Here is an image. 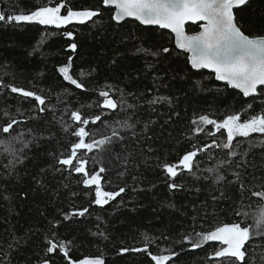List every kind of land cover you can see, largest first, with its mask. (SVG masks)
Returning <instances> with one entry per match:
<instances>
[{
  "label": "trees",
  "instance_id": "1",
  "mask_svg": "<svg viewBox=\"0 0 264 264\" xmlns=\"http://www.w3.org/2000/svg\"><path fill=\"white\" fill-rule=\"evenodd\" d=\"M57 3L65 0H0V12L27 13ZM68 6L99 9L101 15L60 27L0 22V126L9 117L21 121L11 134L0 132V141L18 133L23 140L0 143V264H39L42 258L49 264H68L69 259L95 257L104 264H154L149 252L173 251L177 255L166 264H229L212 255L220 242L199 248L191 243L197 240L195 233L224 223L251 224L252 214L264 206V198L252 195L264 190V134L237 137L235 155L223 148L202 152L193 172L182 171L175 178L167 176L163 165L213 138L226 142L223 130L215 137L208 134L214 130L211 126L196 135L192 121L204 114L218 120L227 114L240 113L242 119L260 114L264 89L245 98L212 74L193 70L169 32L131 20L117 23L111 19L113 9L104 7L102 0H66L62 15ZM234 16L246 34L264 35V0L248 1ZM186 31L196 32L198 26L188 25ZM72 43L77 45L74 51L68 47ZM69 57L70 73L85 84L83 90L58 72L69 64ZM7 85L45 96L46 110L40 112L33 98L13 93ZM109 89L126 105L114 111L100 108L98 93ZM157 97L167 99L149 103ZM74 110L85 118L101 115L100 121L86 126L89 142L110 136L113 128L121 133L110 144L78 153L88 161L89 171L106 168L105 191L125 189L103 206L93 203L95 188L84 187L82 174L57 164L76 142L71 133L80 125L71 120ZM125 119L135 127L120 129L115 122ZM15 159L22 162L7 167ZM220 161L226 163L221 166ZM209 168L219 172L209 173ZM217 175L223 179L217 181ZM171 182L180 187L169 189ZM82 208L88 209L84 216L64 218ZM237 211L247 215L237 217ZM189 235L192 241H185ZM48 239L71 241L69 256L59 249L46 254ZM146 243L148 251H135ZM247 264H264V237L254 236L248 243Z\"/></svg>",
  "mask_w": 264,
  "mask_h": 264
},
{
  "label": "snow or ice",
  "instance_id": "2",
  "mask_svg": "<svg viewBox=\"0 0 264 264\" xmlns=\"http://www.w3.org/2000/svg\"><path fill=\"white\" fill-rule=\"evenodd\" d=\"M248 0H102L106 7L114 8L111 19L119 23L125 18H134L143 25H158L164 29H170L175 34L176 45L179 49L186 51L188 55V63L193 69H211L215 73V78L219 81L226 82L232 88L239 89L245 97L253 96L257 93L258 87H264V35H248L237 24L233 9L245 5ZM65 3H57L55 6H38L34 10L24 13L6 14L0 12V22L6 23H22V22H37L40 25H68L75 21L85 23L90 19L101 15L99 9H73L67 7L66 14H61L65 8ZM201 22L198 32L187 34L185 32V22ZM65 35L69 38L73 36L72 32H66ZM68 47L73 51L77 48L75 43L69 44ZM140 51L147 50L140 49ZM162 51L167 53L168 48H163ZM157 55V53H151ZM71 60L69 64L58 67V72L62 75L63 80L74 85L77 89H85V84L81 80L74 78L70 73ZM81 75H85L83 72ZM11 92L18 93L25 98H33L39 106L38 110L43 112L46 110L45 105L47 98L35 91L25 90L21 87L7 85ZM111 89L101 90L98 95L102 102L98 105L102 109L116 110L118 107L126 105V101L121 98L119 101L111 95ZM165 97H157L150 101V104L159 103L166 100ZM131 108L132 105H127ZM251 108V105L249 106ZM5 116L9 114L5 112ZM71 120L76 122L78 127L71 134L76 138V142L71 144L70 154L63 155L57 160L62 168L67 167L76 174H82V184L85 188H95V199L93 203L98 206H103L109 201L114 200L125 191L123 187L118 191H105L102 186L103 176L106 168L101 166L98 170L89 171L87 169L88 161L78 156V153L83 151L91 152L95 148H100L110 144L113 139L120 137L121 133L117 128H113L110 136H103L99 140L87 138L90 137V132L86 130V126L95 124L101 120V115H95L91 118H85L79 110L71 112ZM15 118L9 117L8 122L0 126V132L11 134L14 126L19 124ZM120 129H132L135 126L124 121L115 122ZM195 127L193 132L199 135L205 132V126H211L214 130L208 134L212 137L216 133L223 130L226 133V142L218 143L213 138L210 143H205L202 146L194 148V150L184 153L177 162L165 163L163 170L170 178H175L182 171L193 172L196 166V158L202 152H207L210 149L223 148L228 150L229 155H235L232 151L234 141L237 137H250L251 134H264V111L260 114H253L247 119H242L240 113L227 114L223 119H213L209 115H200L192 121ZM68 131V127L65 126ZM133 135L135 133L133 132ZM12 141L22 140V134L18 133L11 137L9 141H0L11 145ZM5 151H9L6 147ZM13 156L16 150L11 148ZM22 162L21 159L10 160L7 167H14L15 163ZM223 166L225 161L219 162ZM59 170V169H57ZM209 173H218V168L207 169ZM220 175L216 176V180H222ZM39 182V181H38ZM169 189H177L180 187L175 182L168 184ZM243 188V185H241ZM264 187V186H262ZM75 195V194H73ZM254 197L264 198V190L254 191ZM8 199L7 196L3 197ZM88 213L87 208L75 209L71 213L64 214V218L69 216H84ZM237 217L247 215L237 211ZM102 234V233H101ZM197 240L192 241V236H185V241H192V248H199L205 242L217 241L221 243V247L214 251L212 255L216 258H224L229 261V264H247V245L254 236L264 237V206L259 207L252 214L251 224H242L239 220L233 223H224L212 230L206 232L195 233ZM148 240V237H145ZM47 253H53L59 249L65 257L69 256V248L71 241L54 242L52 239L47 240ZM127 251V249H122ZM135 251H148V244H145L143 249H135ZM151 260L154 264H166L170 261L171 256L177 255L174 251L171 255L152 254L149 252ZM39 264H49L47 258H42ZM68 264H104L100 257L85 258L78 262L69 259Z\"/></svg>",
  "mask_w": 264,
  "mask_h": 264
},
{
  "label": "water",
  "instance_id": "3",
  "mask_svg": "<svg viewBox=\"0 0 264 264\" xmlns=\"http://www.w3.org/2000/svg\"><path fill=\"white\" fill-rule=\"evenodd\" d=\"M248 1H250V0H248ZM104 6V5H103ZM244 5H241V6H238V7H236V8H234L233 9V11H235L236 9H239V8H242ZM104 7H106V6H104ZM106 8H112V7H106ZM113 9V12H114V8H112ZM126 20H131V21H136L134 18H125L123 21H126ZM123 21H120L119 23H121V22H123ZM116 22V21H115ZM136 22H138L139 24H141L139 21H136ZM201 22H193V21H186L185 22V26H184V28H185V32L187 33V34H192V33H188L187 31H186V27L188 26V25H192V26H198V31L200 30V28H199V24H200ZM142 26H145V27H154V28H158V29H161V30H164V31H167V32H169L170 34H171V36L173 37V42H174V46H175V48L177 49V50H179V51H181V52H183V53H185L186 55H187V60H188V53L186 52V51H184V50H181V49H179L178 47H177V45H176V39H175V34L174 33H172L171 32V30L170 29H164V28H161L160 26H158V25H143V24H141ZM198 31H196V32H198ZM193 33H195V32H193ZM189 64V66L191 67V65H190V63H188ZM192 68V67H191ZM193 69V68H192ZM193 70H196V71H201V70H203V71H206V72H208V73H210V74H212L213 75V78H214V80L216 81V82H218V83H220V84H223V85H226V86H228L229 88H231V89H233V90H236V91H238L240 94H242L243 95V93L239 90V89H235V88H232L231 86H229V85H227L226 84V82H224V81H219V80H217L216 78H215V73L211 70V69H193ZM264 89V87H258V90L259 89ZM257 94V93H256ZM255 94V95H256ZM244 96V95H243ZM254 96V95H253ZM245 97V96H244ZM249 97H251V96H249ZM245 98H247V97H245Z\"/></svg>",
  "mask_w": 264,
  "mask_h": 264
}]
</instances>
